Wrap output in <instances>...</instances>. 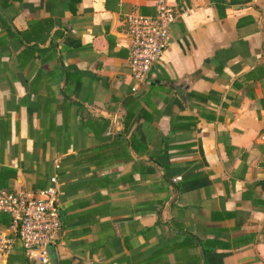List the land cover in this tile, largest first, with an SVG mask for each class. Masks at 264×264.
Segmentation results:
<instances>
[{
    "label": "crops",
    "instance_id": "crops-1",
    "mask_svg": "<svg viewBox=\"0 0 264 264\" xmlns=\"http://www.w3.org/2000/svg\"><path fill=\"white\" fill-rule=\"evenodd\" d=\"M158 1L0 0V190L55 178L47 264H264V0H167L133 91L124 22Z\"/></svg>",
    "mask_w": 264,
    "mask_h": 264
},
{
    "label": "built area",
    "instance_id": "built-area-1",
    "mask_svg": "<svg viewBox=\"0 0 264 264\" xmlns=\"http://www.w3.org/2000/svg\"><path fill=\"white\" fill-rule=\"evenodd\" d=\"M187 12L186 6L171 5L159 0L153 16L129 15L125 33L129 38L128 73L138 86L148 84L151 71L169 43L170 26ZM264 142V134L259 135ZM56 180L38 190H0V212L9 217L6 232L0 231V261L18 245L28 258L47 264L49 250H54L60 238L57 211Z\"/></svg>",
    "mask_w": 264,
    "mask_h": 264
},
{
    "label": "water",
    "instance_id": "water-1",
    "mask_svg": "<svg viewBox=\"0 0 264 264\" xmlns=\"http://www.w3.org/2000/svg\"><path fill=\"white\" fill-rule=\"evenodd\" d=\"M154 83H159L158 80H155ZM168 85L173 88L174 92L177 94V96L180 98L181 101H185L186 99V90L188 88V84H185L183 82L181 83H173L169 82ZM52 252V250H49V254Z\"/></svg>",
    "mask_w": 264,
    "mask_h": 264
},
{
    "label": "trees",
    "instance_id": "trees-1",
    "mask_svg": "<svg viewBox=\"0 0 264 264\" xmlns=\"http://www.w3.org/2000/svg\"><path fill=\"white\" fill-rule=\"evenodd\" d=\"M130 117H131V114L128 115L127 113L124 116V124L127 125V126L124 127L125 131L127 130V127H128L127 122L129 121Z\"/></svg>",
    "mask_w": 264,
    "mask_h": 264
}]
</instances>
